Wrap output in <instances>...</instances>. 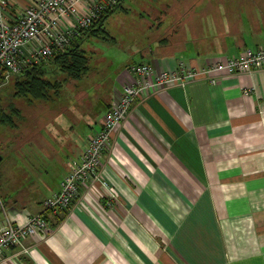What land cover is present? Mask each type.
I'll list each match as a JSON object with an SVG mask.
<instances>
[{
    "label": "crops",
    "instance_id": "0c3cea01",
    "mask_svg": "<svg viewBox=\"0 0 264 264\" xmlns=\"http://www.w3.org/2000/svg\"><path fill=\"white\" fill-rule=\"evenodd\" d=\"M34 1L11 0L12 10ZM257 18L241 24L240 40L229 37L222 47L140 51L132 64L149 62L159 71L175 70L180 61L202 67L262 46L264 21ZM132 80L123 68L98 110L105 113ZM102 113L87 133L80 124L67 137L62 127L76 124L54 121L51 134L61 146L82 147L67 155L55 186L33 180L37 191L48 184L41 197L29 198L21 188L7 193L0 213L1 227L7 219L24 224L44 212L51 231L8 249L0 264H264V69L212 70L185 87L140 96L103 156V175L117 196L112 205L86 194L69 212L45 211L44 201L59 191L68 163L83 154Z\"/></svg>",
    "mask_w": 264,
    "mask_h": 264
},
{
    "label": "rangeland",
    "instance_id": "374dc122",
    "mask_svg": "<svg viewBox=\"0 0 264 264\" xmlns=\"http://www.w3.org/2000/svg\"><path fill=\"white\" fill-rule=\"evenodd\" d=\"M263 2L125 0L123 7L105 21L101 33L83 40L81 46L88 56L89 68L82 77L73 78L58 67L48 74L57 86L49 89L46 100L17 95L15 78L1 85L0 213L7 193L17 195L21 188L29 192V198L41 197L48 184L37 191L30 187L33 180L42 178L56 185L67 155L76 156L82 146H61L60 139L56 141L51 134L54 121L76 124L62 127L66 137L80 124L91 126L93 118L102 113L98 110L103 106L101 100L107 96L114 78L123 68L134 65L140 51L171 54L188 45L201 50L222 47L229 37L240 40L241 24L257 18L256 11L260 7L264 10ZM260 17L264 21V14ZM50 144L57 150L46 151Z\"/></svg>",
    "mask_w": 264,
    "mask_h": 264
},
{
    "label": "built area",
    "instance_id": "2783aa9c",
    "mask_svg": "<svg viewBox=\"0 0 264 264\" xmlns=\"http://www.w3.org/2000/svg\"><path fill=\"white\" fill-rule=\"evenodd\" d=\"M119 1L35 0L15 13L11 0H0V86L69 48L81 30L94 24L103 12L113 10ZM222 69L230 74L264 69V45L247 47L228 58L220 56L202 67L185 61H180L171 71H159L149 62L130 66L132 82L124 86L104 113L99 126L89 136L83 154L68 163L69 171L63 176L59 191L43 203L45 211L69 212L80 196L86 194L102 197L106 204L112 205L117 196L103 175V156L111 150L115 134L133 103L157 87H185L190 81L207 78L212 70ZM211 82L218 80L212 78ZM50 231L51 224L44 212L30 216L24 224L7 219L0 227V262L8 249L23 245L36 234L46 236Z\"/></svg>",
    "mask_w": 264,
    "mask_h": 264
},
{
    "label": "trees",
    "instance_id": "16d2710c",
    "mask_svg": "<svg viewBox=\"0 0 264 264\" xmlns=\"http://www.w3.org/2000/svg\"><path fill=\"white\" fill-rule=\"evenodd\" d=\"M124 1L125 0H120L113 10L103 12L101 17L94 24L81 30V34L73 40L69 48L64 51L56 52L52 58L47 61H41L23 75L15 76L14 78L16 79L17 86L16 94L19 96L32 95L38 99H48L49 89L57 86V84L52 83L48 74L56 72L58 67L59 70L73 78L82 77L89 68L88 56L81 46L83 40L91 35L101 33L104 29L105 21L115 10L123 7ZM141 63L144 62L137 64ZM3 205H5L4 201Z\"/></svg>",
    "mask_w": 264,
    "mask_h": 264
},
{
    "label": "water",
    "instance_id": "95a60500",
    "mask_svg": "<svg viewBox=\"0 0 264 264\" xmlns=\"http://www.w3.org/2000/svg\"><path fill=\"white\" fill-rule=\"evenodd\" d=\"M2 160V156L0 155V161Z\"/></svg>",
    "mask_w": 264,
    "mask_h": 264
}]
</instances>
